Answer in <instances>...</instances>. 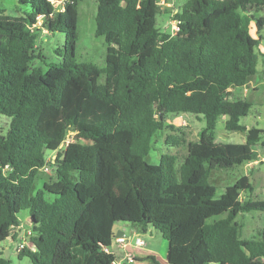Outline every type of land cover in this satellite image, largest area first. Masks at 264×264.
I'll return each mask as SVG.
<instances>
[{
	"label": "trees",
	"instance_id": "16d2710c",
	"mask_svg": "<svg viewBox=\"0 0 264 264\" xmlns=\"http://www.w3.org/2000/svg\"><path fill=\"white\" fill-rule=\"evenodd\" d=\"M17 1L27 7L19 16L0 8V115L9 119L0 134V242H16L26 210L24 238L33 249L15 250L31 264H112L108 221L157 231L168 243V264H263L264 229L243 238L236 217L264 212V200L241 197L254 191L245 177L216 197L210 171L264 165L254 149H264V128L240 123L254 104L229 91L257 73L264 17L256 13L264 0H185L172 13L174 34L157 27L166 7L156 0H95L94 34L107 45L103 68L76 58L78 0L63 12L47 0ZM37 16L42 24L32 31ZM43 30L64 35L55 49L60 61L46 70L32 66L44 59ZM181 114L204 121L197 140L187 142L180 162L164 154L149 164L158 131H169L166 145L185 141L166 123ZM222 117L243 143L216 142ZM44 167L55 181L30 195ZM0 264H14L3 250Z\"/></svg>",
	"mask_w": 264,
	"mask_h": 264
},
{
	"label": "rangeland",
	"instance_id": "374dc122",
	"mask_svg": "<svg viewBox=\"0 0 264 264\" xmlns=\"http://www.w3.org/2000/svg\"><path fill=\"white\" fill-rule=\"evenodd\" d=\"M185 0H178L174 6L166 7L163 9L156 18L157 27L161 30L164 29V25L168 22L175 20L172 18V13L177 9ZM0 8L5 10L6 15L19 16L27 7L20 5L17 0H0ZM164 8V7H162ZM97 6L95 0H78V41L76 44V58L79 62L91 63L98 68H103L105 66V56L107 45L102 37H96L95 31V16H96ZM257 17H264V10H260L256 13ZM169 33L174 34L175 31L171 28L168 29ZM252 34H255V29L252 30ZM259 36L262 38L261 43L264 45V27L259 32ZM40 52L44 59H37L32 63L33 67L47 69V65L50 63H58L60 58L55 54V49L62 47L64 43V35L59 32L49 33L46 32L38 34L37 40ZM260 46L256 48V53L258 54V63L256 66L257 71L264 70V61L261 53H259ZM104 81V74H100V82ZM257 104H254L250 113L240 119V123L248 128L251 127H264V86L260 88V91L256 93L255 100ZM255 102V103H256ZM225 118L222 117L218 119L215 128V140L217 143H243L245 141V135L239 132H228L224 128ZM167 124H172L179 131L177 132L184 142L176 147L172 145H166L165 140L169 131H158L152 141L151 150L146 157V161L149 164L155 165L160 161L161 155L173 154L178 158V162L182 160L186 153V144L189 141L197 140L198 131L204 126V121L198 117L188 114L181 115H169L166 118ZM9 119L3 115H0V134L4 135L8 129ZM264 140V138H263ZM68 142L76 141V139L68 138ZM81 141V140H80ZM259 154L263 155V148L258 145L254 148ZM50 152H47L49 154ZM53 154H51V157ZM249 163L237 166L235 169L226 170H211L210 171V183L216 186V197H219L224 193L227 186L234 185L240 178L245 177L248 182L252 185L254 191L250 195L248 191L242 192L241 197L252 200H264V165L259 161L255 163ZM49 171L41 169L35 179L33 187L31 189L30 195H34L38 190L43 189L45 183H51L55 181V175L48 167ZM77 176L76 172L72 173V178ZM45 198L48 201L53 199L50 194H45ZM18 218L24 227V230L28 228L29 224V214L28 211L23 210L18 214ZM221 218V217H217ZM238 224L242 226L241 235L246 239L257 238L258 232L264 229V212L252 211L248 213L239 214L236 217ZM157 242L161 240L163 243L162 252L165 253L168 243L162 238V236L157 232ZM24 241V246L26 248L33 249L32 244L29 242L27 237L22 238ZM18 245V244H17ZM165 246V248H164ZM0 250L3 252L9 251L10 260L14 264H31L29 259L22 258L18 259L17 251L11 242L7 239L0 242ZM8 256V257H9ZM264 264V258L261 259Z\"/></svg>",
	"mask_w": 264,
	"mask_h": 264
},
{
	"label": "crops",
	"instance_id": "0c3cea01",
	"mask_svg": "<svg viewBox=\"0 0 264 264\" xmlns=\"http://www.w3.org/2000/svg\"><path fill=\"white\" fill-rule=\"evenodd\" d=\"M178 2V0H167L168 6H174ZM171 28V23L168 22L164 25V29L168 30ZM43 35L45 32H42ZM262 41V40H261ZM260 41V52L264 61V45ZM264 86V70L257 71L255 75H252L247 78L246 83L242 87H232L229 89L231 98H242L246 99L252 104H257L255 100L256 93L260 91V88ZM256 102V103H255ZM188 115V114H185ZM260 128V127H259ZM264 128V127H262ZM264 152V149H263ZM262 160H264V153H260ZM255 163V162H251ZM249 165H251L249 163ZM155 230H148L145 233H140L137 229L132 227L131 225L122 224V223H112L106 222L104 227V239L109 243V250L116 254L117 259L121 262V264H168L166 260L167 249L165 253L162 252L163 243L161 240H156L157 234L154 232ZM24 227L22 224L19 228L15 229L13 233L18 234L16 238V242H13L11 238L8 240L11 244H19L22 242V238H24ZM126 237V244L124 248H120L115 239L118 237ZM140 240L144 242V246H138L136 241ZM165 248V246H164ZM126 252L131 253L132 260L128 263L123 260V256ZM10 255V253H9Z\"/></svg>",
	"mask_w": 264,
	"mask_h": 264
},
{
	"label": "built area",
	"instance_id": "2783aa9c",
	"mask_svg": "<svg viewBox=\"0 0 264 264\" xmlns=\"http://www.w3.org/2000/svg\"><path fill=\"white\" fill-rule=\"evenodd\" d=\"M50 5L52 6L53 10L55 12H63L65 9V6H67L68 4L72 3V0H47ZM156 3L161 6V7H169L167 0H156ZM178 21L177 20H172L171 21V29H173L175 31V33L178 31ZM42 24V18L41 16H37L36 17V24L31 26V30H36L37 28H40ZM42 32H45L44 30ZM45 171H49L48 167H44L42 168ZM27 235L30 234L29 231L26 232ZM116 244L120 247V248H124L125 244H126V237L122 236V237H118L115 239ZM136 244L138 246H144V242L137 240ZM24 246V241L19 243L16 246V250H21L23 249ZM107 251L111 252L109 250V248H106ZM123 260L126 261V263L130 262L132 260V255L129 252H126L125 255L123 256ZM112 264H121V262L118 259H114L112 261Z\"/></svg>",
	"mask_w": 264,
	"mask_h": 264
},
{
	"label": "water",
	"instance_id": "95a60500",
	"mask_svg": "<svg viewBox=\"0 0 264 264\" xmlns=\"http://www.w3.org/2000/svg\"><path fill=\"white\" fill-rule=\"evenodd\" d=\"M69 136H70V135H68L67 138H69ZM12 246H14V244H12ZM14 248H15V246H14ZM8 256H9V251H6V252H5V258H8Z\"/></svg>",
	"mask_w": 264,
	"mask_h": 264
}]
</instances>
